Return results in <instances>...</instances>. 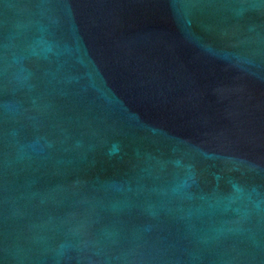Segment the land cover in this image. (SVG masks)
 Wrapping results in <instances>:
<instances>
[{
	"label": "water",
	"instance_id": "1",
	"mask_svg": "<svg viewBox=\"0 0 264 264\" xmlns=\"http://www.w3.org/2000/svg\"><path fill=\"white\" fill-rule=\"evenodd\" d=\"M0 264H264V0H0Z\"/></svg>",
	"mask_w": 264,
	"mask_h": 264
}]
</instances>
